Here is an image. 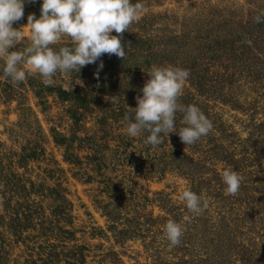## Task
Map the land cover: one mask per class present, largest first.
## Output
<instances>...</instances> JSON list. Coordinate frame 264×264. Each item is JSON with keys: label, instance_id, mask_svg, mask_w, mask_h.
<instances>
[{"label": "rangeland", "instance_id": "rangeland-1", "mask_svg": "<svg viewBox=\"0 0 264 264\" xmlns=\"http://www.w3.org/2000/svg\"><path fill=\"white\" fill-rule=\"evenodd\" d=\"M139 2L125 58L0 92V264H264V20L253 19L264 0ZM40 4L25 0L12 27ZM22 31L15 50L29 43ZM153 64L188 70L179 102L212 124L195 143L126 133ZM224 168L243 177L235 194ZM185 188L206 202L199 214L179 199ZM170 219L183 229L176 246Z\"/></svg>", "mask_w": 264, "mask_h": 264}, {"label": "clouds", "instance_id": "clouds-1", "mask_svg": "<svg viewBox=\"0 0 264 264\" xmlns=\"http://www.w3.org/2000/svg\"><path fill=\"white\" fill-rule=\"evenodd\" d=\"M35 2V0H32ZM25 0H0V70L11 82H22L26 75L37 73L45 86L54 84L57 73L78 72L83 66L96 63L103 54L125 58L126 51L120 35L138 20L142 4L137 0H41L40 15H27V23L12 27L23 15ZM256 23L264 20V9L254 17ZM22 27L28 29L29 43L15 50L22 40ZM114 32L116 35L112 34ZM69 37L71 46L58 49L51 45ZM103 61L97 64L99 74ZM144 71V70H143ZM147 79L135 97V107H130L131 118L125 114L126 133L138 136L148 132L145 143L158 145L162 136L177 133L185 145L195 143L212 128L210 120L195 105L179 102L189 72L172 65L153 64ZM182 113L184 126L175 127L176 113ZM243 177L231 168H224L221 181L227 194H235ZM186 208L199 214L206 202L194 191L185 188L179 196ZM183 229L174 220L163 226V235L171 246L181 242Z\"/></svg>", "mask_w": 264, "mask_h": 264}, {"label": "trees", "instance_id": "trees-1", "mask_svg": "<svg viewBox=\"0 0 264 264\" xmlns=\"http://www.w3.org/2000/svg\"><path fill=\"white\" fill-rule=\"evenodd\" d=\"M39 75V74H38ZM0 76H1V80L3 81V82H0V85H1V87H0V92H3V89H6L7 88V90L8 91H10V90H14L15 88H22V85L26 82L25 81V79L22 81V82H17V83H13V82H11V80L8 78V77H6L4 74H3V72H2V70H0ZM28 76V78L30 77V76H32L31 78L33 79L34 78V76H35V78H36V76H37V73L36 74H31V75H27ZM37 79H39V78H37ZM37 79H34V80H37ZM0 80V81H1ZM22 84V85H21ZM26 87V86H25ZM25 87H23V89L25 88ZM22 90V89H21ZM20 90V91H21ZM4 91H6V90H4ZM7 92V91H6ZM19 180H20V183H21V177H19L18 178ZM23 183H24V181H22ZM25 187V184H22V187L21 188H24ZM65 208V207H64ZM67 210V209H66ZM63 214V213H62ZM61 214V215H62ZM118 218V217H117ZM124 231V230H123Z\"/></svg>", "mask_w": 264, "mask_h": 264}]
</instances>
